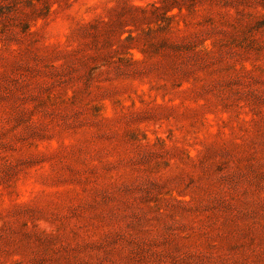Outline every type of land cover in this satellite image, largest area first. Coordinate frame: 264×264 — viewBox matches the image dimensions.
<instances>
[{"label":"rangeland","instance_id":"rangeland-1","mask_svg":"<svg viewBox=\"0 0 264 264\" xmlns=\"http://www.w3.org/2000/svg\"><path fill=\"white\" fill-rule=\"evenodd\" d=\"M0 264H264V0H0Z\"/></svg>","mask_w":264,"mask_h":264}]
</instances>
